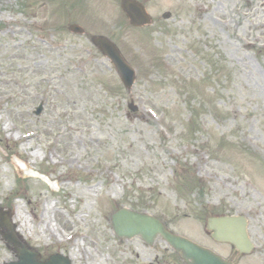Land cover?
<instances>
[{
  "label": "rangeland",
  "instance_id": "rangeland-1",
  "mask_svg": "<svg viewBox=\"0 0 264 264\" xmlns=\"http://www.w3.org/2000/svg\"><path fill=\"white\" fill-rule=\"evenodd\" d=\"M138 1L141 28L120 0H0V209L73 264H115L120 207L264 264V0ZM93 35L134 68L129 92ZM223 215L247 219L249 256L206 234ZM13 260L0 239V264Z\"/></svg>",
  "mask_w": 264,
  "mask_h": 264
},
{
  "label": "water",
  "instance_id": "water-1",
  "mask_svg": "<svg viewBox=\"0 0 264 264\" xmlns=\"http://www.w3.org/2000/svg\"><path fill=\"white\" fill-rule=\"evenodd\" d=\"M120 6L132 26L141 27L151 23L145 8L136 0H120ZM169 17V14L163 16L165 19ZM69 30L78 34L83 33V30L76 25L69 26ZM91 42L111 62L123 86L129 91L135 81V72L122 58L118 49L111 41L101 36L91 37ZM129 108L135 110L133 105ZM40 111L41 108L36 114ZM110 225L119 238L130 239L138 236L151 244L157 237H161L176 250L186 264H232L212 251L172 234L159 220L144 213L119 209L112 214ZM207 229L212 231L211 237L214 241L230 243L240 253H250L253 248L247 237L246 222L243 217L209 218ZM0 237L16 258V261L7 264H70L61 256H52L45 262H39V255L16 233L9 213L0 212Z\"/></svg>",
  "mask_w": 264,
  "mask_h": 264
},
{
  "label": "flooded vegetation",
  "instance_id": "flooded-vegetation-1",
  "mask_svg": "<svg viewBox=\"0 0 264 264\" xmlns=\"http://www.w3.org/2000/svg\"><path fill=\"white\" fill-rule=\"evenodd\" d=\"M117 243L120 250L115 264H184L175 251L162 240H157L152 245H147L140 239L130 243L117 240Z\"/></svg>",
  "mask_w": 264,
  "mask_h": 264
},
{
  "label": "bare ground",
  "instance_id": "bare-ground-1",
  "mask_svg": "<svg viewBox=\"0 0 264 264\" xmlns=\"http://www.w3.org/2000/svg\"><path fill=\"white\" fill-rule=\"evenodd\" d=\"M5 130L8 131L9 128L6 127ZM30 136H31V134H28V135L26 136V139H29ZM20 139H21V137L18 136V140H20ZM25 166H26V167H29V165H27V164H26ZM44 207H45V211H44V214H45L46 211L49 209V207H52V204L49 205V206H48L47 204H44ZM17 210L19 211V207L17 208ZM17 210H16V212H17ZM20 213H22V212L20 211ZM15 214H16V213H15ZM32 217H33V216H32ZM33 220H35L34 217H33ZM44 226L47 227V228L49 227V225L47 224V222H44ZM18 230H19V229H18Z\"/></svg>",
  "mask_w": 264,
  "mask_h": 264
}]
</instances>
